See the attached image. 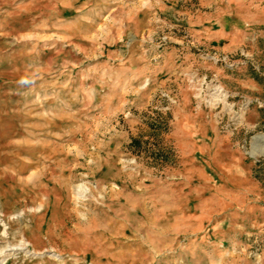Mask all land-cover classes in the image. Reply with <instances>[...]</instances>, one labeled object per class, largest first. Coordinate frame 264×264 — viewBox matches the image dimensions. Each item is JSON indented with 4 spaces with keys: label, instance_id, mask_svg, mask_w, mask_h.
Masks as SVG:
<instances>
[{
    "label": "rangeland",
    "instance_id": "1",
    "mask_svg": "<svg viewBox=\"0 0 264 264\" xmlns=\"http://www.w3.org/2000/svg\"><path fill=\"white\" fill-rule=\"evenodd\" d=\"M0 264H264V0H0Z\"/></svg>",
    "mask_w": 264,
    "mask_h": 264
}]
</instances>
